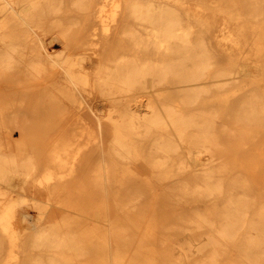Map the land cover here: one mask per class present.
<instances>
[{"label":"bare ground","instance_id":"1","mask_svg":"<svg viewBox=\"0 0 264 264\" xmlns=\"http://www.w3.org/2000/svg\"><path fill=\"white\" fill-rule=\"evenodd\" d=\"M0 16V129L20 132L15 150L0 136V264H264V179L232 147L264 136V0H0ZM101 39L92 75L73 48ZM40 120L62 126L46 139ZM157 181L204 208L169 220L147 198ZM27 182L62 219H31ZM187 226L203 236L193 260L171 252Z\"/></svg>","mask_w":264,"mask_h":264},{"label":"rangeland","instance_id":"2","mask_svg":"<svg viewBox=\"0 0 264 264\" xmlns=\"http://www.w3.org/2000/svg\"><path fill=\"white\" fill-rule=\"evenodd\" d=\"M1 17V16H0ZM45 44L46 47L51 50V51H61L60 48L62 49L63 44L61 42H59L57 39H54L53 42L49 41V35L45 36ZM90 40V38L88 39ZM48 42V43H47ZM99 43L98 48H100V51H98L97 49H89L88 46H83L81 43H78L75 45V47L73 48V52L77 53H85L89 56L90 61L92 62L93 67L90 69V74H94L96 67L99 64V60L100 57H102V48L103 45L105 44V42H102V39ZM95 50V51H93ZM247 74H250L251 78H257L258 74H260L256 68V66L254 65V63H250L247 66L246 72ZM243 72H240L238 74H245ZM157 90L152 91V96L154 98H157V92L164 89V86H158L156 88ZM97 95V94H96ZM99 96H97V98H93V100H98ZM146 98L145 96H141L139 98V102H143L145 101ZM79 114V110L76 111ZM104 114V112L101 114V118L102 115ZM48 124L44 123L43 120H40L38 124H35L34 126H32V129L37 130L38 132H43L44 136H47L48 138H51L55 132L58 130V128H60L62 126V123H57L54 124L52 123L51 125L53 126H47ZM102 127H105V133H106V137L104 138V149L107 150L109 141L111 140V138L114 135V132L110 126L109 122H103L102 123ZM69 129V128H68ZM261 132L259 133V136L264 135V127L261 128L260 130ZM0 136L2 138V141L5 143L10 144V146H12V149L15 150L16 149V144L15 141L18 139V137L20 136V132H18L16 130H13V132H11V134H7L6 131L0 129ZM13 136V137H12ZM238 145V146H237ZM39 147H41V144L39 145ZM231 147V146H230ZM229 147V148H230ZM233 150L236 149V156L237 158H240V160L245 163L247 165V167L250 169V171L254 174V178L257 181V185H261L262 180L264 179V136L262 139V142H258V143H254V142H248L244 145H239V144H234L233 146ZM42 148L45 149V147ZM185 151V149H184ZM237 162H239V160H237ZM140 176L143 177H147L150 175L151 170L150 168L145 164V162H143L142 160H138L135 162H131L129 164ZM249 172V171H248ZM140 176H138V178H140ZM137 177V176H136ZM135 177V178H136ZM150 178V177H148ZM163 183L161 182H156L155 186L153 187V194L149 195L151 201L155 202V207L156 210H159V213H165L168 214L169 216V220H178V214L180 213H185L186 211H189L191 207L193 206H198L199 208H204L205 203L202 202H184L182 200L179 199H168L166 196L163 195V193L166 191V189L163 187ZM3 189H7V185L2 183L0 185ZM26 188H30L29 190H27L25 193L30 197V196H36V197H40V199L42 200L41 202V206L39 207H31V206H24V208H28L27 211L30 212L32 218L31 219H38L39 218V211H44L45 214L40 218L42 223L47 225L49 224L52 220H59L62 219L63 217V213L65 209L64 207L61 206V199L57 198V199H50V193H46V192H42L41 191H36L35 194L33 192V187L31 182H27L25 184ZM46 188V187H45ZM45 188L42 189L45 191ZM5 189V190H6ZM48 189V188H47ZM18 189L14 188V190L12 191L11 194H14ZM32 190V191H31ZM33 194V195H32ZM47 194V197H45ZM114 202L110 201V213L113 214V211L115 209L114 206ZM63 208V209H62ZM20 210V208H18ZM72 209L69 208V211H67V213H70ZM62 212V214H61ZM53 215V216H52ZM55 217V219H51L52 217ZM20 221V222H18ZM16 221V226H18V223H22V225H20L19 227H17V231L20 234L23 233H28L30 231V229L28 227H30L29 225V221L27 222V220L23 221V220H18ZM18 222V223H17ZM27 223V224H26ZM18 224V225H17ZM22 228V230H21ZM29 229V230H27ZM201 229L195 230L189 226L185 227L184 230H174L172 231L170 234L173 237L174 243L171 247V252L173 254L174 257H178L181 254H183L184 250L183 248H181L183 245L187 246L188 248H190V252L187 251L190 260L196 259L200 253L196 252V247L198 246V243L200 241V239H202V235H200ZM122 242L125 243L124 240H122ZM109 243H110V247L111 250H115L116 248V242L114 240L113 236L109 237ZM18 253H21V250H17ZM232 255H235V251H232ZM188 264L190 263L189 261L187 262ZM192 264V262L190 263Z\"/></svg>","mask_w":264,"mask_h":264}]
</instances>
